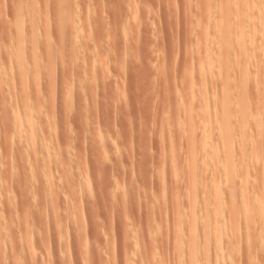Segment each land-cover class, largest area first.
<instances>
[{"label": "rangeland", "instance_id": "374dc122", "mask_svg": "<svg viewBox=\"0 0 264 264\" xmlns=\"http://www.w3.org/2000/svg\"><path fill=\"white\" fill-rule=\"evenodd\" d=\"M220 1L0 0V264H264V0Z\"/></svg>", "mask_w": 264, "mask_h": 264}, {"label": "bare ground", "instance_id": "6f19581e", "mask_svg": "<svg viewBox=\"0 0 264 264\" xmlns=\"http://www.w3.org/2000/svg\"><path fill=\"white\" fill-rule=\"evenodd\" d=\"M32 1V0H31ZM55 1V0H54ZM72 1V0H71ZM211 1V0H210ZM237 1H240L241 3L243 2V0H237ZM263 1V0H262ZM53 2V1H52ZM62 2V1H61ZM67 2V1H66ZM215 2V1H214ZM221 3H222V6H221V8L220 9H216V11H215V9H214V11H215V15L217 14V11H219V15H221V22H220V25H221V30L225 33V36H227L226 35V32L227 31H229V28L232 26L231 24H232V19H233V7L231 8V5H230V3H231V1L230 0H221L220 1ZM233 2V1H232ZM236 2V1H235ZM245 2V1H244ZM213 3V2H212ZM262 4L264 3V1L263 2H261ZM48 4V3H47ZM72 4V3H71ZM232 4V3H231ZM53 5H54V7L57 9V7H56V3L54 4V2H53ZM58 5V4H57ZM212 5H214V4H212ZM211 5V6H212ZM33 6V5H32ZM44 6V5H43ZM46 6V5H45ZM48 7H49V5H47ZM50 6H51V4H50ZM59 6V5H58ZM218 6V5H217ZM242 6H243V4H242ZM202 7V6H201ZM207 7H209L208 5H207ZM68 8V7H67ZM203 9H201V10H203L204 11V13L203 12H200V13H203V14H205V10H204V8H205V6L204 7H202ZM213 8V7H212ZM216 8V7H215ZM242 8V7H241ZM240 8V9H241ZM49 9H51V7L49 8ZM54 9V8H53ZM56 9H54L55 11H56ZM62 9V8H61ZM236 9V8H235ZM247 9V8H246ZM59 10V9H58ZM64 10V9H63ZM209 10H212L213 11V9H209ZM239 10V9H238ZM242 10V9H241ZM47 11H48V9H47ZM54 11V12H55ZM62 11V10H61ZM210 12V11H209ZM239 12H241V11H239ZM21 13V12H20ZM35 13V12H34ZM57 13V12H56ZM213 12H211V13H209V14H212ZM247 13V12H246ZM72 14V13H71ZM203 14H201V15H203ZM255 14V13H254ZM34 15V14H33ZM200 15V16H201ZM206 15V14H205ZM213 15H214V13H213ZM49 16V15H48ZM48 16H45V21L47 20L46 18L48 17ZM210 16V15H209ZM208 16V17H209ZM18 17V16H17ZM22 17V16H21ZM38 16H35V19L37 18ZM67 17H68V15H67ZM72 17V16H71ZM204 17V16H203ZM213 17V16H212ZM217 17V16H216ZM39 18H41V17H38V19ZM54 18H56V17H54ZM65 18V17H64ZM240 18V17H239ZM21 18L19 17V20H20ZM33 19H34V16H33ZM33 19H31V20H33ZM38 19H37V21H38ZM42 19V18H41ZM51 19V18H50ZM49 19V20H50ZM69 19H70V17H69ZM210 19H212V18H210ZM210 19H208V20H210ZM48 20V21H49ZM61 20V19H60ZM59 20V21H60ZM66 20V19H65ZM214 20V19H213ZM36 21V20H35ZM39 21L41 22V20L39 19ZM39 21L37 22V24H38V26H40V25H42L43 23H44V21L42 22V24L40 23V25H39ZM55 21H57V23H58V20H55ZM211 21V23L213 24V21L212 20H210ZM217 21V20H216ZM21 22L24 24L25 23V21L24 20H21ZM20 22V27H19V29L22 31V32H24V27L26 26V25H23L22 23ZM33 22H34V20H33ZM64 21H61V23H63ZM69 22H70V20H69ZM215 22V21H214ZM35 24H33V23H31V25L33 24L34 25V28H33V25H32V28H33V31H32V28H31V31H30V29L28 28V26H27V29L29 30V32H30V35H28L29 36V38H31V44H32V48L31 47H29L28 46V48H31L32 50L31 51H33L34 53L33 54H36L37 53V49H38V44H39V47H40V42H42V40H41V38L43 39V40H45L46 41V37H44L43 38V36H45L44 34H43V36H42V32L39 30V29H42L41 27H43V26H40V28L38 29V26H36V22H34ZM61 23H59V24H61ZM204 23V22H203ZM208 23H210V22H208ZM207 23V24H208ZM211 23H210V25L209 26H213V25H211ZM257 23H259V22H257ZM26 24V23H25ZM216 24V23H215ZM214 24V25H215ZM234 24V23H233ZM21 25H23L22 26V28H24V29H22L21 28ZM28 25H30V24H28ZM79 25V24H78ZM261 25V24H260ZM239 26H240V24H239ZM31 27V26H30ZM205 27H206V25H205ZM240 27H242V24H241V26ZM247 27V26H246ZM258 27V26H257ZM260 27V26H259ZM62 28H64V27H61V29ZM212 28V27H211ZM211 28H209V30L211 29ZM215 28V27H214ZM223 28V29H222ZM255 28H256V24H255ZM26 29V30H27ZM44 29V28H43ZM42 29V30H43ZM187 30H188V28H187ZM208 30V29H207ZM208 30V31H209ZM212 30V29H211ZM213 30H215V29H213ZM247 30V29H246ZM44 31V30H43ZM261 31V30H260ZM28 32V33H29ZM31 32H32V34H31ZM119 32V31H118ZM210 32V31H209ZM262 32V31H261ZM86 33V32H85ZM94 33V32H93ZM242 33V32H241ZM243 33H244V31H243ZM24 34H27V33H23V36H24ZM214 34V33H213ZM16 35H18V34H16ZM69 35V34H68ZM76 35V34H75ZM205 35V34H204ZM20 37H21V35H19ZM22 36V37H23ZM26 36V35H25ZM24 36V37H25ZM71 36V35H70ZM228 36H230V35H228ZM215 37V36H214ZM231 37V36H230ZM234 37V36H233ZM22 39V38H21ZM230 39V38H229ZM24 42H25V39H22ZM26 40H27V37H26ZM29 40V39H28ZM18 41V40H17ZM253 40H251V42H252ZM23 42V43H24ZM46 42H49V40H47ZM56 42V41H55ZM23 43H21V40H20V44H22L21 46H19L20 48H19V57L21 56H23L24 55V53H25V51H24V45H23ZM28 43H30V42H28ZM26 44H27V42H26ZM43 44V43H42ZM48 44V43H47ZM226 50H225V52L227 53L226 54V56L225 57H230L229 56V50L231 49V43H230V41H228V40H226ZM252 44V43H251ZM28 45H30V44H28ZM71 45V44H70ZM186 45V44H185ZM201 45V44H200ZM47 46V45H46ZM128 46V45H127ZM248 46V45H247ZM263 46V45H262ZM45 47V46H44ZM186 47V46H185ZM251 47V46H250ZM27 47H25V49H26ZM196 48V47H195ZM202 48L203 47H201V51H203L202 50ZM238 48V47H237ZM251 49V48H250ZM28 50V49H27ZM44 50V49H43ZM48 50V49H47ZM248 50V49H247ZM50 51V50H49ZM94 51V50H93ZM249 51V50H248ZM16 52H18V51H16ZM36 52V53H35ZM53 52V51H52ZM251 52V51H250ZM44 53V52H43ZM23 54V55H22ZM224 54V53H223ZM244 54V53H243ZM45 55V54H44ZM84 55V54H83ZM187 56V55H186ZM223 56V55H222ZM20 57V58H21ZM36 57V56H35ZM84 57V56H83ZM88 57V56H87ZM189 57V56H188ZM206 57V56H205ZM227 57V58H228ZM23 58V57H22ZM22 58H21V60H22ZM24 58H25V55H24ZM37 58V57H36ZM223 58V57H222ZM19 59V58H18ZM35 59V58H34ZM83 59V58H82ZM229 59H231V58H229ZM229 59H224V64H222V62H221V65H223V67H225L224 69H225V71L226 70H228L227 68H229V65L232 63L231 61H229ZM222 60V59H221ZM227 60V61H226ZM34 61V60H33ZM92 61V60H91ZM98 61V60H97ZM229 62H231L230 64H229ZM70 63V62H69ZM16 64V63H15ZM61 64V63H60ZM34 65H36V64H34ZM52 66V65H51ZM60 66V65H59ZM221 67V66H220ZM37 69V68H36ZM96 69V68H95ZM197 69V68H196ZM221 69H223L222 67H221ZM61 70H62V68H61ZM207 70V69H206ZM247 70V69H246ZM250 70V69H249ZM253 70V69H252ZM47 71V70H46ZM52 72V71H51ZM248 72V71H247ZM39 73V72H38ZM49 73V72H48ZM209 73V72H208ZM251 73V72H250ZM249 73V74H250ZM71 74V73H70ZM244 74V75H243ZM242 74V76H244L245 78L247 77V75H246V72L245 73H243ZM47 75V74H46ZM233 76V75H232ZM241 76V77H242ZM92 77V76H91ZM224 77V76H223ZM223 77H221L222 79H223ZM243 77V78H244ZM102 79V78H101ZM228 79V78H227ZM226 78H225V80H224V82L227 80ZM240 79V78H239ZM180 80V79H179ZM221 80V79H220ZM244 80V79H243ZM242 80V81H243ZM222 82H223V80H221ZM244 81H246V79L244 80ZM243 81V82H244ZM230 83V82H229ZM39 84H40V82H39ZM242 84V83H241ZM226 86V90H228L229 91V87L227 86V85H229L228 84V82L226 81V84H225ZM255 86V85H254ZM257 86V85H256ZM21 87V86H20ZM25 87V86H24ZM243 87V86H242ZM50 88V87H49ZM17 89V88H16ZM48 89V88H47ZM222 90H223V88H221ZM225 89V88H224ZM247 89V88H246ZM8 90V89H7ZM242 90H245V89H242ZM252 90H254V89H252ZM256 90V89H255ZM254 90V91H255ZM258 90V89H257ZM256 90V91H257ZM247 91V90H246ZM249 91V90H248ZM238 92H239V90H238ZM248 93V92H247ZM247 93H245L246 95H247ZM38 94V93H37ZM227 95V91H226V93H224V95ZM245 94H243V95H245ZM239 95V94H238ZM4 96V95H3ZM226 97H228V96H226ZM245 97V96H244ZM37 99V98H36ZM229 99V98H228ZM10 100V99H9ZM222 100H224V99H222ZM11 101V100H10ZM21 102V101H20ZM6 106V105H5ZM4 106V107H5ZM1 107V106H0ZM1 109H2V107H1ZM254 110V109H253ZM5 111H6V109H5ZM6 113V112H5ZM260 123V122H259ZM37 126V125H36ZM31 129V128H30ZM29 129V130H30ZM34 129V128H33ZM36 129V128H35ZM33 130V132L34 131H36V130ZM260 130V129H259ZM227 131V130H226ZM38 132V131H37ZM36 133V132H35ZM30 137H28V135L26 136V140L27 139H29V141H25V142H28V144H30L31 143V145H32V148H33V153L35 154V158H36V162H38V160H40V154H42V152L43 153H45V159H43L44 158V156H43V162L46 164V163H49V164H51V161H52V157H51V155L52 154H50V149L49 148H47V147H49V146H47L48 145V143L49 142H47V141H44V142H42V143H40L41 142V139H40V142H39V147H38V142H36V139L34 138L35 136H39V135H37V133H36V135L33 137L32 136V130H30ZM24 144V143H23ZM28 144L26 143V146H28ZM53 144H54V142H53ZM52 144V145H53ZM40 145H41V147H40ZM26 146H24L25 148H26ZM30 146V145H29ZM229 145H227V147H228ZM18 148H20V152H22L21 151V149L23 148V147H21V146H19ZM38 148H40V149H42V150H40V149H38ZM225 148H226V146H225ZM224 148V149H225ZM49 149V150H48ZM51 149H52V146H51ZM31 151V150H30ZM52 152H53V149L51 150ZM20 152H18V153H20ZM31 153V152H30ZM32 154V153H31ZM31 154H29L30 156H31ZM42 155H44V154H42ZM29 156V157H30ZM20 157V156H19ZM22 157V156H21ZM28 157V158H29ZM33 157V156H32ZM27 158V159H28ZM225 158V157H224ZM54 159V158H53ZM231 159V158H230ZM227 160L226 161V168H225V175H226V178L228 177L229 178V187L231 188V189H233V190H235L234 189V185H235V178L237 177V175H236V169H235V165L234 164H232L231 163V160ZM8 160V159H7ZM31 160H32V158H31ZM30 160V161H31ZM55 160V159H54ZM21 161V160H20ZM42 161V160H41ZM40 161V162H41ZM39 163V162H38ZM33 164V163H32ZM41 164V163H40ZM221 164V163H220ZM29 165V167H30V169H31V165H30V163L28 164ZM234 165V166H233ZM38 165H36V167H37ZM34 167V166H33ZM8 168V167H7ZM40 168V167H39ZM14 171V170H13ZM31 171V170H30ZM33 171V173H34V170H32ZM37 173V172H36ZM132 174H133V172H132ZM217 175V174H216ZM13 176V175H12ZM31 178V177H30ZM38 178V177H37ZM47 182V181H46ZM234 182V183H233ZM6 184V183H5ZM53 185V184H52ZM5 186V185H4ZM195 186V185H194ZM6 187V186H5ZM239 188V187H238ZM120 189V188H119ZM6 191V190H5ZM252 191V190H251ZM234 192V191H233ZM230 193H232V191L230 192ZM126 194V193H125ZM143 194V193H142ZM228 195H229V193H227ZM52 197V196H51ZM235 197V196H234ZM232 198H233V196H232ZM7 199V198H6ZM36 199V198H35ZM3 200V199H2ZM15 200V199H14ZM13 200V201H14ZM1 202V201H0ZM236 202V201H235ZM15 203V202H14ZM3 204V203H2ZM1 204V205H2ZM6 204H7V202H6ZM34 205V204H33ZM233 205H235V204H233ZM233 205H232V207H233ZM27 206V205H26ZM246 206V207H245ZM244 206V208L248 211V212H250L251 211V208H247V205H245ZM139 209V208H138ZM28 210H26L25 211V213H27V216H26V219H23V220H25V222L23 221V223H24V225L26 224H29V223H27L26 221H28L27 220V217H28ZM23 214L24 216L26 215V214ZM32 213V212H31ZM124 214V213H123ZM24 216H23V218H24ZM31 217H32V215H30ZM43 216V215H42ZM97 216V215H96ZM120 216V215H119ZM125 216H126V214H125ZM30 217V218H31ZM10 218V217H9ZM41 218V217H40ZM6 219V218H5ZM3 221V220H2ZM11 221V220H10ZM91 221V220H90ZM250 221V220H249ZM7 222H8V220H7ZM12 222V221H11ZM21 222V221H20ZM54 222V221H53ZM4 223V222H3ZM247 223V222H246ZM1 224V223H0ZM83 224V223H82ZM232 224V223H231ZM234 224V223H233ZM250 224V223H249ZM25 225V226H26ZM15 226V225H14ZM14 226H13V228H14ZM26 227H28V225L26 226ZM26 227H24V229L26 228ZM4 228V227H3ZM12 226H6V228H4L5 229V233H3V231L4 230H2V231H0V243L1 242H5V241H7V240H9L10 238H12V235L10 234L11 233V231H12ZM29 229V228H28ZM27 229V232L30 230H28ZM127 229V228H126ZM219 229V228H218ZM1 230V229H0ZM7 230V231H6ZM11 230V231H10ZM22 230V229H21ZM233 230V229H232ZM14 231V230H13ZM24 231V230H23ZM27 232H25L26 234H27ZM15 233V232H14ZM29 233V232H28ZM194 233V235H195V233H196V231H194L193 232ZM193 233H191V235H190V238H191V236H192V239L194 238L193 237ZM12 234H13V232H12ZM22 234V233H21ZM223 234H224V232H223ZM28 235V234H27ZM29 235H30V233H29ZM79 236V235H78ZM209 236V233L206 235V237H208ZM7 237V238H6ZM28 237V236H27ZM205 237V236H204ZM221 231H217V232H215V237H213L212 236V240H213V238H216L215 240H218V241H220L221 240ZM228 238V237H227ZM200 240V239H199ZM210 240V239H209ZM225 241L227 240L226 238L224 239ZM224 240H222V242H220V243H223V241ZM191 241V240H190ZM193 242H196L195 241V239H193L192 240ZM204 242H205V239L203 240ZM214 241V240H213ZM228 241V240H227ZM192 242V243H193ZM215 242V241H214ZM200 243V242H199ZM211 241H210V247H211ZM216 243V242H215ZM7 244V243H6ZM213 244V243H212ZM98 245V244H97ZM193 245V244H192ZM1 246H2V244H1ZM10 246H11V243H10ZM204 246V245H203ZM2 247H5V245H3ZM14 246H12V248H13ZM209 247V248H210ZM217 247H219V246H217ZM221 247V246H220ZM212 248V247H211ZM9 250H10V247H9ZM152 250V249H151ZM204 250V253H203V256H204V262L206 263V264H208V263H210L211 261H212V259L210 260L209 259V257L211 258L212 256H214L215 255V253L213 254L212 253V256H211V253L209 252V254H208V251H207V249H203ZM211 250V249H210ZM110 251V250H109ZM119 251V250H118ZM124 251V250H123ZM202 252V251H201ZM212 252V251H211ZM214 252V251H213ZM149 255V254H148ZM210 255V256H209ZM194 256V255H193ZM148 257V256H147ZM192 257V256H191ZM190 257V258H191ZM95 258V257H94ZM213 258V257H212ZM214 258H215V256H214ZM216 259V258H215ZM219 259V258H218ZM225 259V258H224ZM229 259H231V258H229ZM18 260V259H17ZM150 260V259H149ZM210 260V261H209ZM221 261V260H220ZM230 261V260H229ZM228 262V261H227ZM195 262H192V263H190V264H194ZM196 263H197V261H196ZM201 263V262H200ZM221 263V262H220ZM212 264V263H211ZM216 264H217V262H216Z\"/></svg>", "mask_w": 264, "mask_h": 264}]
</instances>
